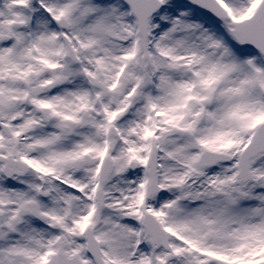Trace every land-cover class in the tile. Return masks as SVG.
Listing matches in <instances>:
<instances>
[{
  "label": "snow or ice",
  "instance_id": "6c2138e0",
  "mask_svg": "<svg viewBox=\"0 0 264 264\" xmlns=\"http://www.w3.org/2000/svg\"><path fill=\"white\" fill-rule=\"evenodd\" d=\"M0 264H264V0H0Z\"/></svg>",
  "mask_w": 264,
  "mask_h": 264
}]
</instances>
